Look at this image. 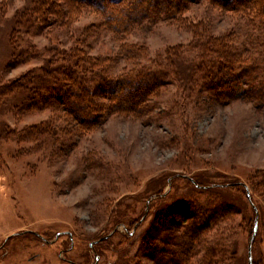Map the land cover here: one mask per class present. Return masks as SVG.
Instances as JSON below:
<instances>
[{"label": "rangeland", "instance_id": "1", "mask_svg": "<svg viewBox=\"0 0 264 264\" xmlns=\"http://www.w3.org/2000/svg\"><path fill=\"white\" fill-rule=\"evenodd\" d=\"M184 3L178 18L144 21L126 37L128 43L144 44L143 63L180 50L184 58L178 60L179 69L186 72L196 61L197 52L190 48L196 33L245 30L240 14L219 2ZM28 5V0H0V85L47 64L57 51L71 52L86 28L92 32L83 44L87 54L109 55L119 49L115 32L99 25L100 16L84 6L63 26L33 28L29 52L34 55L16 60L8 38L13 28L19 33L15 15ZM132 62L119 60L114 69H130ZM172 83L158 88L150 98L152 110L141 118L114 114L82 135L64 131L48 136V144L46 139L18 141L17 134L45 120L66 128L61 112L0 115L16 130L15 137H0V264H156L142 252L145 242L168 237L156 232L161 223H155L156 212L183 200L211 201V192L200 193L191 177L204 184L246 183L263 210L264 104L224 93L220 99L203 85L191 91ZM213 192L218 193L213 200L235 205L238 213L225 226L230 229L223 241L208 242L216 234L213 229L201 235L199 248L212 254L221 250L224 257L208 263L202 251L176 257L174 264H249L253 208L242 188L216 187ZM262 212L253 264H264Z\"/></svg>", "mask_w": 264, "mask_h": 264}, {"label": "trees", "instance_id": "2", "mask_svg": "<svg viewBox=\"0 0 264 264\" xmlns=\"http://www.w3.org/2000/svg\"><path fill=\"white\" fill-rule=\"evenodd\" d=\"M214 1L239 13L238 18L243 20L245 30L239 29L242 34L237 32L238 28L220 34L209 29L196 33L190 45L197 52L196 61H191L193 63L189 64L186 74L179 69L178 60L184 58L180 50L167 52L163 59H159V55L158 59L143 63L146 58L144 44L126 42V37L135 31L133 27L144 21L178 18L186 8V0H28L29 5L15 15L14 24L20 28L19 33H15L13 28L8 38L16 60L25 53L28 58L34 55L29 52L34 48L29 39L33 28L40 31L51 25L63 26L67 20L76 18L84 6L92 8L100 16L98 24L115 32L114 40L121 43L112 54L91 56L84 51L83 44L92 32L88 28L83 29L75 41L78 46L71 52L57 51L47 64L30 69L18 80L0 85V115L6 112L24 115L45 109L61 112L63 121L69 124L66 128L45 120L25 127L17 134L18 141L31 139L45 143L46 139L47 143L48 136H59L64 131L82 135L114 114L141 118L152 110L150 98L158 88L173 84V81L191 91L203 85L220 99L223 93L230 97L241 96L261 107L264 104V0ZM3 13L0 7V16ZM123 59L133 61V67L122 71L114 69ZM163 66L167 70L159 69ZM15 135V129L0 121V137L12 138ZM259 174L264 186V171ZM189 179L200 193L210 191L211 201L203 205L196 200H183L169 210L157 211L155 223H161L156 226V232L162 230L168 237H156L145 242L143 256L156 264H164L165 260L174 264L176 257L190 258L205 251L206 262L221 261L224 257L221 250V253L212 254L209 249L199 248L204 242L201 235L213 229L216 234H212L208 242L216 244L218 240L223 241V236L230 229V226H225L238 213L235 205L213 200L218 194L213 192L216 187H239L244 191L254 211L250 242L258 215V231L252 240L253 245L260 231L264 208L262 210L256 202L251 188L240 181L204 184L197 177ZM158 241L164 246H160Z\"/></svg>", "mask_w": 264, "mask_h": 264}, {"label": "water", "instance_id": "3", "mask_svg": "<svg viewBox=\"0 0 264 264\" xmlns=\"http://www.w3.org/2000/svg\"><path fill=\"white\" fill-rule=\"evenodd\" d=\"M257 231H258V215H256L254 233L252 235V239H251V242L249 243V248H248L249 264H253L252 240H253L254 236L256 235Z\"/></svg>", "mask_w": 264, "mask_h": 264}]
</instances>
